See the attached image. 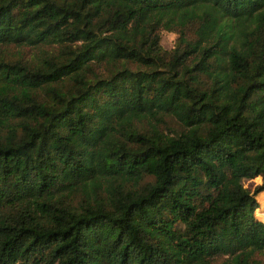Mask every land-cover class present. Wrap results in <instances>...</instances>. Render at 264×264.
<instances>
[{
    "label": "trees",
    "instance_id": "1",
    "mask_svg": "<svg viewBox=\"0 0 264 264\" xmlns=\"http://www.w3.org/2000/svg\"><path fill=\"white\" fill-rule=\"evenodd\" d=\"M262 192L264 0H0V264H264Z\"/></svg>",
    "mask_w": 264,
    "mask_h": 264
},
{
    "label": "rangeland",
    "instance_id": "2",
    "mask_svg": "<svg viewBox=\"0 0 264 264\" xmlns=\"http://www.w3.org/2000/svg\"><path fill=\"white\" fill-rule=\"evenodd\" d=\"M160 35H161L160 41H161L162 46L166 48H170L173 45L174 39L176 37V33L163 29ZM22 48H23L22 54L24 55V57H33L34 53L38 51L37 47L29 46V45H23ZM259 181H260V178L258 177L257 179H255L254 182H248L245 180V183L249 184L250 186H253ZM258 200H259L258 201L259 203L256 208L257 214L261 215V217L264 218V192H262L259 195Z\"/></svg>",
    "mask_w": 264,
    "mask_h": 264
}]
</instances>
